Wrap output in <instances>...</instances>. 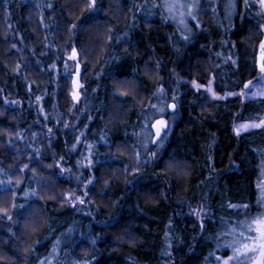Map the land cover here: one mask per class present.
I'll return each mask as SVG.
<instances>
[{
  "label": "trees",
  "instance_id": "trees-1",
  "mask_svg": "<svg viewBox=\"0 0 264 264\" xmlns=\"http://www.w3.org/2000/svg\"><path fill=\"white\" fill-rule=\"evenodd\" d=\"M249 2L253 7L246 9L237 0L229 19L226 0H201L199 26L192 23L189 33H184L166 18L162 6L153 7L164 0H97L100 10L94 13L88 11L87 0H0V179L22 182L20 188L0 192V208H8L13 220L20 219L13 224L0 218V257L6 264H38L52 253L57 240L52 264H201L203 254L217 247L222 220L227 223L258 213L256 185L263 172L264 130L237 136L233 129L238 122L264 118V99L212 100L190 83H204L211 77L216 91L224 95L243 90L247 81L258 78L252 47L261 38L257 24L264 23V18L257 15L259 5ZM72 23L77 29L84 26L77 35L89 51L84 62L88 70L81 72L87 90L75 108L69 96L71 80L62 63ZM93 26L102 27V35H91ZM109 29H115L110 46L106 44ZM124 33L127 42L117 40ZM97 40L105 46L99 47ZM126 50L132 55L127 56ZM105 57H109L107 63L102 62ZM156 60L159 71L153 68ZM145 62L150 73L144 71ZM53 64L55 69L50 67ZM134 68H139L137 103L126 105L123 119L117 120L118 101L112 89L122 87L120 81L133 79ZM97 73H101L99 79L94 78ZM159 78L165 89L162 99L152 97ZM172 95L177 97V110L158 153L160 159L142 168L140 176L128 175L124 168L135 167V157L127 143L137 145L143 157L144 141L134 133H142L145 118H156L147 109L149 98L162 105L171 102ZM8 139L13 143L8 144ZM105 140L115 142L119 150L112 149L114 155L109 154ZM88 145L95 162L92 170L101 180L95 189L89 185L91 202L85 198L84 204L77 201L73 207L60 194L75 190L83 195L76 177L89 178L88 168L81 167L87 162ZM37 150L44 168L64 157L60 164L71 173L60 175L55 166L45 171L34 162ZM172 153L187 161L186 176L163 173L162 163ZM126 178L132 183H126ZM36 180L49 184L41 192L43 199L34 205L44 223L36 232L25 234L20 216L24 210L13 212L11 205L24 203L21 189L37 188ZM104 180L110 181L107 189ZM45 202L47 207L40 208ZM229 203L250 208L233 209ZM200 209L207 214L197 216L193 210ZM9 228L17 232L14 241L7 238ZM125 229L130 230L134 244L127 242ZM37 237L40 243L34 244ZM32 248L35 254H29Z\"/></svg>",
  "mask_w": 264,
  "mask_h": 264
},
{
  "label": "snow or ice",
  "instance_id": "snow-or-ice-1",
  "mask_svg": "<svg viewBox=\"0 0 264 264\" xmlns=\"http://www.w3.org/2000/svg\"><path fill=\"white\" fill-rule=\"evenodd\" d=\"M147 3V0H146ZM241 3L244 5V7L251 8L253 7V4L249 2V0H241ZM254 3L259 5V12L257 13L258 16H261L264 18V0H254ZM163 7L167 12V19H177L179 17V22L181 24H186V17H190L192 20L197 22V26H199V21L197 20L196 13L198 11H202L200 9L199 0H191V2H186V0H164L163 5H157L153 4V7ZM47 7L51 9L53 5L51 3L47 4ZM237 7V0H226V3L224 4V9L228 15V18L231 19L235 9ZM87 9L90 13H94L96 11H99L100 9L97 8V0H87ZM215 9H213V14H215ZM41 22H43V17L40 18ZM10 27V26H9ZM47 25H45V28ZM230 27H234L233 25H230ZM257 28L259 30L260 39L256 41V43L252 47V52L254 56V63L258 65L259 73H260V79L264 80V23H258ZM83 33L84 32V26L81 25L79 29H77V25L75 23L70 24L69 26V37L65 42V48H64V58L62 60L64 72L65 75L71 80L72 89L69 92V96L72 100V107L75 108L78 103H80L81 98L83 96V93L87 90L85 85L82 83L81 80V72L82 70L86 72L88 70V66L84 63L88 57H89V51L86 45L80 40L79 36L77 35V32ZM115 29H109L108 30V36L106 44L108 46L111 45L113 41V33ZM182 38L185 40H189V37L183 36ZM127 33H124L123 37H117V40H125L127 42ZM250 38V37H248ZM7 39V37H5ZM227 43V42H224ZM96 44L103 48L105 46L104 43H101L100 40L96 41ZM79 45V46H78ZM235 41L232 42V47H235ZM12 48H16V45L13 44ZM125 54L127 56H131V51L126 50ZM109 57H105V59L102 61L103 63L108 62ZM69 61L71 62V68L69 67ZM39 63V61H37ZM233 64H235V61H232ZM51 68L55 69L56 65L53 64L50 66ZM160 62L159 60H156L155 64L153 65V68L156 71H159ZM20 70V65H17V71ZM152 69H149L147 62L144 64V71L146 73H150ZM133 79L131 80H124L120 81L119 83L123 85L119 88H113L112 89V96L113 99L118 101V112L116 115L117 120L123 119V109L126 105L132 104L133 107H135V104L137 103V97L139 96V93L137 91V81L139 80V68L133 69ZM101 73H97L94 77L95 79H99ZM162 80V78H159L158 80V86L156 90L152 93V97H155L157 99H162L165 95V89L163 87V84L159 81ZM195 90L198 92L200 89L204 88L206 92L210 93L211 98L213 99H219V100H225L229 96H241L243 97L245 95L244 91H241L240 93L235 92H227L224 95H220L211 84V80H209L207 87L204 84L198 83L196 81L190 82ZM252 85V81H247L243 87L244 89H248L249 86ZM31 89V85H29V90ZM95 91V89L93 90ZM135 94V95H133ZM251 96H261L264 97V90H257V92L250 93ZM127 97H132L131 99H126ZM37 100H40V97L36 98ZM171 102L164 101L162 105H157L152 103L151 98H149L147 109H151L153 113H159L160 115L156 117L155 119L151 118H145L142 121V133L141 134H135L134 135H140L143 142V151L144 156H141V151L135 144L127 143V147L131 150V152L134 154L135 157V167L126 165L124 168L125 173L128 175H132L134 178L141 175V169L146 168L149 164L154 163L160 159L158 153L160 152V149L163 148L164 141L170 132L169 122L164 118V113L166 111L171 112L172 115H175L177 110V97L175 95L171 96ZM139 102H143L142 98L139 100ZM5 103L7 104L8 101L5 100ZM91 119V117H89ZM59 123V121H58ZM64 127L68 128L69 124L67 122L64 123ZM250 129H260L264 130V118L259 120H248L244 123H240L239 126L234 127V132L237 136L241 134V132H248ZM52 129H48V132H51ZM162 133L164 134L162 136ZM18 139H23V136H20L18 134ZM8 144H12L13 141L11 139L7 140ZM105 146L110 149V155H114V153L111 152L112 149L116 148L119 150L115 144L109 143L108 140L104 141ZM149 143L154 146V150L149 149ZM75 147V145H73ZM89 149V155L86 157V164H82L81 167H87L89 170V178L86 180L81 181L80 177H76L77 181L81 183L82 185V192L83 195H79L73 191H69L67 193L60 194L61 200L69 201L71 206H75V203L78 201L80 204L85 203V198L89 199V202H91L90 199V192H89V185L92 186L93 189L99 184L101 180V176L97 175L96 172H94L92 169L94 167V160L92 158L93 152H92V146L88 145ZM36 157L37 159L34 161L35 163L39 164L41 168H44V165L41 163L39 157H40V151H36ZM32 157H29V160L32 161ZM64 157H60V160L55 161V165L49 164L46 168H44L45 171L48 169H52L54 166L56 169L59 170L60 175H64L65 173H71V169L69 168H63L60 164V161H62ZM209 160H211V156H209ZM80 163L79 161L77 162ZM187 161L181 157H179L177 154L172 153L168 156V158L162 163V171L163 173L167 172H175L176 175H187ZM24 168H28V164L24 165ZM22 171V170H21ZM31 171L33 173L36 172V168H32ZM156 175H160V172L154 173ZM7 175V173H5ZM51 175H55V173H51ZM163 178V177H162ZM35 179V176L33 177ZM126 183L130 184L132 183L131 180H127ZM21 181H17L15 184H13L11 178L9 177L7 180L0 179V192L2 193H8L12 191L13 189L20 188ZM37 188H29L27 190H23V196H24V203H12L11 209L13 212L17 211L18 209H23L24 211L20 213V216L23 217L22 221V230L25 234H30L32 232H36L38 228L41 226L42 223H44V217L40 213L39 208H35L34 205H38L39 202L43 199L41 196V192L47 191L49 184L47 181H41L36 180ZM110 187V181L104 180V189H107ZM257 189L260 190V196L257 199V206L260 208V211L251 216L248 217L245 216L244 219L239 220L235 224L231 223H225L222 220V223H225V226L228 228V231L223 233V236L225 239L231 237L230 242L225 243L224 247L230 250V254L224 255V256H216V260L218 261V264H264V180H261L256 185ZM13 196L16 198L18 197V193L13 192ZM47 204L45 202L44 205H40V208H46ZM229 208H242L245 210H248L250 208V205L243 204V205H234L229 203ZM194 213L197 216H200L202 212H204V209L200 210H193ZM206 215L207 213L204 212ZM0 218L7 220L9 222H12L13 224L20 223V219L13 220V216L9 214L8 208H0ZM48 228L51 229V224L49 223ZM201 228L203 229V221H201ZM9 236L8 239L15 240L17 237V232L12 231L11 228L8 229ZM125 236L127 237V242L129 244H134V238L131 235V232L129 229H125ZM121 240L124 239V237L120 238ZM96 239L91 240V245L96 244ZM40 239L37 237V239L34 241V244H39ZM59 240H57L56 245L52 249V253L49 254V256H46L42 259H39L38 264H52V257L57 252V246L59 245ZM11 250V249H10ZM19 252V249H16V253ZM16 253H13L14 255ZM29 254H35V248H32ZM167 255H171L170 253H166ZM26 258V257H25ZM0 264H6L5 258L0 257ZM74 264H81L80 261L74 262ZM83 264H89L88 261H84Z\"/></svg>",
  "mask_w": 264,
  "mask_h": 264
},
{
  "label": "rangeland",
  "instance_id": "rangeland-1",
  "mask_svg": "<svg viewBox=\"0 0 264 264\" xmlns=\"http://www.w3.org/2000/svg\"><path fill=\"white\" fill-rule=\"evenodd\" d=\"M186 2H191V0H186ZM199 5L201 6V0H199ZM200 9H201V8H200ZM199 15H200V11H198V12L196 13L197 20L199 21V24H200L201 21H200ZM179 19H180V18L177 17V19H175V20L171 19V20H172L175 24H177V26H178L182 31H184V33H189V31L192 29V25H193L192 23H197L196 21L192 20L190 17H186V24H181V23L179 22ZM102 29H103V28L100 27V26H93L89 31H91V35H92V33L94 34L95 32H98V35H99V34L102 35V34H101V33H102ZM209 80H211L212 87L216 90V87H215V85H214V81L212 80L211 77L206 78L205 82H204V83H201V84H204V85L207 87ZM198 83H199V82H198ZM122 86H123V85H122ZM200 90H204V91L206 92V90H205L204 88H202V89H200ZM257 90H264V80H261V79H260V74H259L258 78H257L254 82H252V85H250L248 89H243V90H240V91H236L235 93H240L241 91H244L245 95H244L243 97H241V96H240V97H241L242 99L246 100V101H248V100H258V99H262V98L264 99V97H261V96H255V97H253V96L250 95V93H252V92H257ZM206 94L208 95V97H209L210 99L214 100L213 98H211L210 93L206 92ZM237 96H239V95H237ZM230 97H234V96H230ZM159 115H160L159 113H155V116H156V117H158ZM163 115H164V118H165L166 120H168V122H169V127H170V130H171V121H173V115L170 113V110H169V111H166ZM249 120H259V119H257V118H252V119H249ZM246 121H248V120L238 122V123L236 124V126H239L240 123H244V122H246ZM252 130H255V129H250L249 131H252ZM169 133H170V132H169ZM169 133H168L167 137L169 136ZM241 133H242V132H241ZM163 135H164V134L162 133V136H163ZM167 137H166V139H167ZM166 139H165V140H166ZM164 142H165V141H164ZM150 146H153V145H151V144L149 143V147H150ZM262 170H263V172H262V176H261L260 181H261V180H264V165H263V169H262ZM259 196H260V195H259ZM4 197H5V196H4ZM3 201L5 202V201H6V198H4ZM259 211H260V208L258 207V212H259ZM245 216H246V214H245V215H242V216H239V217H238L237 219H235V220L228 221L227 223L235 224V223H237L239 220L244 219ZM247 216H248V217H251V216H253V215H247ZM219 230H220V229H219ZM221 230H222L221 233L218 232V235H220L221 238H220L219 240H216V246H217V247H216L215 249L213 248V250H212L211 253H205V254H203L202 259H201V264H218V261H217L216 258H215L216 256H224V255H228V254H230V250L224 247V244L230 242V240H231V237L225 239L224 236H223V233H225V232L228 231V228L225 226L224 223H223V228H222ZM0 247L3 248L2 245H0ZM194 263L197 264L196 261H194ZM198 263H199V262H198Z\"/></svg>",
  "mask_w": 264,
  "mask_h": 264
}]
</instances>
